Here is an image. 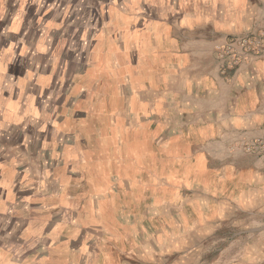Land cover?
<instances>
[{
	"label": "crops",
	"instance_id": "crops-1",
	"mask_svg": "<svg viewBox=\"0 0 264 264\" xmlns=\"http://www.w3.org/2000/svg\"><path fill=\"white\" fill-rule=\"evenodd\" d=\"M63 2L67 0H0V225L8 226L13 239L32 243L51 235L52 223L63 227L55 241H80L83 249L91 236L97 256L107 258L106 250L112 253L117 242L121 247L129 242L125 211L131 193L177 194L174 185L171 191L160 188L170 182L163 172L151 174L147 186L145 156L121 152L124 147L133 143L144 148L147 137L160 135L166 145L185 140L188 147L196 138L224 152L264 136V54L222 75L215 52L230 37L264 34V0H112L105 5L93 59L87 63L93 69L76 74L83 85L77 84L72 96L79 102L70 106L69 101L59 111L64 126H57L58 131L75 136V142L61 148L56 139L27 137L35 128L28 124L29 116L49 122L48 113L34 105L45 89L38 84L36 91L30 90L32 73L20 70L14 55L18 43L22 50L46 51L48 38L57 40L62 50L65 8L59 23L42 22L47 36L34 47V41H18L17 36L29 13L43 21L53 3ZM86 57L77 66L86 64ZM37 76L39 82H48L51 75L41 71ZM11 77L19 83L18 93L6 85ZM173 156L175 161L194 159L192 152ZM53 160L61 164L46 165ZM225 161L233 164L234 176L242 174L238 155ZM134 164L145 174L140 182L137 173V185L131 176ZM258 170L247 171L264 184V172ZM246 190L233 216L239 215L235 218L240 225L243 218L261 225L257 217L264 210V187ZM61 210L69 216L61 217ZM66 227L73 230L66 233Z\"/></svg>",
	"mask_w": 264,
	"mask_h": 264
},
{
	"label": "rangeland",
	"instance_id": "rangeland-1",
	"mask_svg": "<svg viewBox=\"0 0 264 264\" xmlns=\"http://www.w3.org/2000/svg\"><path fill=\"white\" fill-rule=\"evenodd\" d=\"M111 1L67 0L59 4L51 3V9H45L48 11L43 21H38L30 13L27 15L28 22L17 37L18 41L24 37L34 41L33 47L40 37L46 35L42 32L43 23H59L63 8L65 17L62 20L66 29L62 50L57 47V40L51 41L49 38L46 51L32 48L22 50L20 43L16 45L15 63H18V68L24 73H32L30 81L34 87L29 84L30 90L36 91L38 84H43L45 89L35 98L34 105L49 116V122L29 116L28 124L31 128L35 127L34 130H28L29 139H56L61 148L75 142L73 132L58 131L57 126H64L60 122L59 111L69 101L70 106L77 101L72 94L76 85L81 86L83 82L76 74L78 71L88 70L87 63L93 59V41L96 42L97 39L101 15L106 14L105 5ZM86 28L88 33L83 32ZM85 54L86 64L77 66V60L82 59L80 57L83 55L85 58ZM34 57L40 59L34 60ZM92 69L93 67L88 71ZM41 71L51 75L48 82L36 80ZM10 80L6 85L12 84L18 93V81L13 77ZM75 115H78V111ZM42 125L43 130L40 129ZM66 127L70 125L67 124ZM159 136L154 140L147 137L144 148L131 143L121 152H128L133 157L137 154L140 157L145 156L144 172L147 177L144 178L145 174L142 176L137 164L131 167V176H136V185L138 172V178H141L139 181L145 179L147 186L152 182L151 174L163 172L169 175L166 179L170 182H163L160 188L165 190L171 187L167 188L171 191L174 185L177 194L131 193L130 209L125 211L126 217L130 219L125 230L130 237L128 243L124 242L121 247V243L117 242L118 249L112 250V253L106 250L108 257L105 258L97 256V243L93 242L91 236L87 237L84 246L82 244L83 249L79 247L80 241H55L52 238L59 235L63 227H53L52 223L49 226L51 235H47L41 242L31 241L32 243L22 242L17 236L13 239L7 230L8 226L1 224L0 264H101L103 261L106 264H119L120 261L129 264H264V223L261 224L264 222V210L257 217L261 224L258 226L250 225L247 218H243V225H240L238 222L241 220L235 218L239 215L233 216V209L239 207L240 197L245 196L246 189L264 187L261 180L251 179L250 172L247 171L260 172L258 169H262L264 172V136L243 141L239 148L224 152L221 146L201 145L196 138L191 144L189 140L188 147L184 145L185 140L177 141L172 146L166 145L167 140ZM51 150L50 148L48 151ZM53 150V153H57L56 149ZM186 152L194 154L193 161L190 162L184 157H177V161L173 159L175 153L184 156ZM234 154L240 157L242 168V174L236 176L231 168L233 164L225 161L227 158L232 159ZM59 164L61 163L54 160L46 163L51 168ZM65 212L61 210L60 216H69L70 212ZM68 229L73 230V227H66V233ZM121 248L124 252L127 251L126 254H121Z\"/></svg>",
	"mask_w": 264,
	"mask_h": 264
},
{
	"label": "built area",
	"instance_id": "built-area-1",
	"mask_svg": "<svg viewBox=\"0 0 264 264\" xmlns=\"http://www.w3.org/2000/svg\"><path fill=\"white\" fill-rule=\"evenodd\" d=\"M215 52L221 63V73L225 75L251 58L264 54V34L230 37L218 45Z\"/></svg>",
	"mask_w": 264,
	"mask_h": 264
}]
</instances>
